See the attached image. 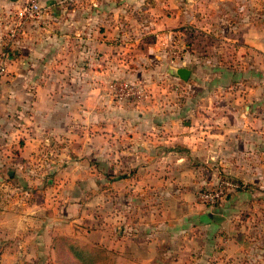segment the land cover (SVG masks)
Instances as JSON below:
<instances>
[{"label": "crops", "instance_id": "0c3cea01", "mask_svg": "<svg viewBox=\"0 0 264 264\" xmlns=\"http://www.w3.org/2000/svg\"><path fill=\"white\" fill-rule=\"evenodd\" d=\"M21 1L0 0V192L16 195L0 198V240L49 264L59 236L101 246L116 264L247 252L199 195L230 172L264 201V22L240 14L249 0H39L41 19L12 36ZM238 13L221 23V42L230 36V59L249 65L227 70L189 33L212 39L210 19ZM181 36L191 50L175 49ZM182 68L188 81L169 80ZM149 77L161 80L146 100L113 94L112 80ZM230 157L242 160L236 171Z\"/></svg>", "mask_w": 264, "mask_h": 264}, {"label": "rangeland", "instance_id": "374dc122", "mask_svg": "<svg viewBox=\"0 0 264 264\" xmlns=\"http://www.w3.org/2000/svg\"><path fill=\"white\" fill-rule=\"evenodd\" d=\"M74 4V3H72ZM70 4V5H72ZM246 6L245 12H240V14H243L246 18L248 17L251 19H258L260 22H264V0H249L244 2V4H240L237 6L238 8L244 9V6ZM233 8L235 7L232 6ZM236 11V10H235ZM13 12V11H10ZM238 12V10H237ZM214 19H209L214 23H216L219 28L213 32L210 33L212 36V39L216 40L213 41L208 37L207 39L204 38V35L202 34V31H199L196 35L193 33H189L190 39L196 38L198 39V43L200 46L204 45L208 42V44H213L214 49H210V53H212L214 57V65H220L224 69H234L239 66L243 65H249V62H246L244 60L243 63L240 61H237L236 59H230L232 57L231 55L235 54V51L237 50V47L234 46L235 44L232 41V38L229 36L230 42L222 43L221 40H225L223 37L225 35V32L222 31L223 28H220L224 20L229 21H235V17H239V13L233 15L227 16H221L214 15ZM10 18V17H9ZM12 21V19L10 18ZM228 21V22H229ZM213 25V23H212ZM225 27V25H224ZM11 35V34H10ZM186 36V35H185ZM179 40V46L175 47V49L179 52H186L188 51V47L191 50V46L193 44V41H190V39H184V36H181ZM230 43V45H228ZM238 43V42H236ZM206 46V45H205ZM208 50H206L207 52ZM238 51V50H237ZM205 52V53H206ZM229 57V58H228ZM247 61H249L247 59ZM206 65H209L208 63H205ZM228 79V84H234L229 77H225ZM161 80V79H160ZM160 80L155 77H149L146 79H143L141 84L138 83H130L129 87L131 88V92H133L131 95H137L139 92L145 93V100L152 97L153 92L156 88L158 90ZM172 81L179 82L181 80L179 77L176 76L175 79H169ZM261 80L264 81V77L261 74ZM113 84H115V90H113V94L115 95L119 91L121 87V81L119 79L112 80ZM169 86H171L168 83ZM173 85V84H172ZM113 89V88H112ZM181 89V88H179ZM139 91V92H138ZM171 91V89H170ZM175 91V90H174ZM139 95V94H138ZM173 97H177L178 93H172ZM132 98V97H131ZM141 98V97H139ZM138 100V97H137ZM242 161V160H241ZM240 160H236L235 157L229 158V167L228 169L236 171L239 164L241 162ZM250 165V162L248 163ZM226 173V172H225ZM59 177L49 176L46 178V183H48L50 180L55 182V184L59 185ZM222 181H229L233 183V185H236L235 188H228L225 190V195L223 199L215 206H207L210 208V211H219V215H225L227 218L232 220V223L238 227V229L235 232V237L239 239V242H241L242 246L245 247V252L243 255H241L240 258L237 259H229L225 260V258H220L216 253L212 257L207 258L204 261V264H264V201H262L260 198L263 197V194H260V198L253 199V195H255V192L252 190V184L251 180H242L239 176H237L235 173L227 172V174L219 175L217 180L215 181L216 184H214L211 188V190L216 189L218 183ZM247 181V182H245ZM7 185V184H6ZM9 188H11V185L8 186V189L5 187L3 193L0 192V198H2L3 201L7 202L10 201L12 198H14L16 195L13 194ZM205 189V190H209ZM58 189L50 190V199L53 200V196H56L55 194L59 193L57 192ZM241 193V194H239ZM258 200V201H257ZM262 201V202H261ZM203 204V203H202ZM204 205V204H203ZM206 206V205H205ZM223 210L225 213H223ZM79 242V241H77ZM81 243V242H80ZM11 244H14L15 247H13ZM23 244V241H22ZM21 242L16 241V239L12 238H2L0 240V264H49L47 256H44L41 258H38V261L33 262V258L31 256H23L20 248ZM10 247V248H7ZM16 248L15 251L18 253H15L11 248ZM218 248L223 249V246L221 243H219ZM48 261V262H47Z\"/></svg>", "mask_w": 264, "mask_h": 264}, {"label": "built area", "instance_id": "2783aa9c", "mask_svg": "<svg viewBox=\"0 0 264 264\" xmlns=\"http://www.w3.org/2000/svg\"><path fill=\"white\" fill-rule=\"evenodd\" d=\"M71 2L72 0H62L63 2ZM243 9H241L242 12ZM45 12V7H43L39 0H22L20 6L15 8L13 12L10 13L9 17L12 19L14 29L12 32V36H14L18 31L23 28L24 25L30 22H37L41 19ZM3 57L6 58L7 54L3 53ZM4 71V66L1 69V72ZM118 93H116V97L118 99H123L127 97H140L137 95H131L133 92H131V88L128 87V85H125L124 87H120L118 89ZM236 185H233V183L229 181H222L218 183L216 189H209L202 191L199 195V201L203 203L206 206H215L217 205L224 197L225 190L228 188H235Z\"/></svg>", "mask_w": 264, "mask_h": 264}, {"label": "trees", "instance_id": "16d2710c", "mask_svg": "<svg viewBox=\"0 0 264 264\" xmlns=\"http://www.w3.org/2000/svg\"><path fill=\"white\" fill-rule=\"evenodd\" d=\"M53 249L56 264H116L105 248L80 243L69 237H56Z\"/></svg>", "mask_w": 264, "mask_h": 264}, {"label": "water", "instance_id": "95a60500", "mask_svg": "<svg viewBox=\"0 0 264 264\" xmlns=\"http://www.w3.org/2000/svg\"><path fill=\"white\" fill-rule=\"evenodd\" d=\"M173 75L179 77L183 81H188L191 73L188 69L182 68V69L175 70L173 72Z\"/></svg>", "mask_w": 264, "mask_h": 264}]
</instances>
